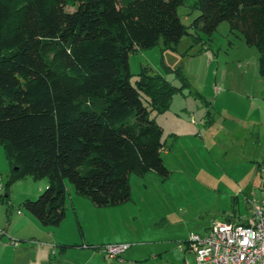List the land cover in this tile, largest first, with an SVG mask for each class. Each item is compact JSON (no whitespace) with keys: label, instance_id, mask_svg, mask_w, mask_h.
<instances>
[{"label":"trees","instance_id":"16d2710c","mask_svg":"<svg viewBox=\"0 0 264 264\" xmlns=\"http://www.w3.org/2000/svg\"><path fill=\"white\" fill-rule=\"evenodd\" d=\"M183 5L0 0V146L14 169L7 187L25 174L48 180L37 200L22 204L42 226L66 219V181L104 208L130 200L132 173L169 176L164 130L151 114L166 113L189 83L175 71L185 81L176 87L147 66L133 85L129 56L160 43L177 51L188 35L178 15ZM194 9L195 30L212 36L228 22L256 47L264 76V0H198Z\"/></svg>","mask_w":264,"mask_h":264},{"label":"rangeland","instance_id":"374dc122","mask_svg":"<svg viewBox=\"0 0 264 264\" xmlns=\"http://www.w3.org/2000/svg\"><path fill=\"white\" fill-rule=\"evenodd\" d=\"M197 1L184 0V5L178 9L188 35L181 40L177 51L164 50L160 43L154 49L138 50L129 56L133 85L141 69L147 66L152 69V74L164 76L176 87H183L185 81L175 71H181L189 83L183 87L182 93L174 96L166 113L151 114V118L165 128L164 150L170 155L166 157L163 151L162 157L169 176L165 178L156 173L158 178H153L148 175L150 172L143 177L132 173L129 176V201L98 208L85 200L83 205H78L80 226L76 215L64 220L67 225L71 223V231L66 232L71 237L69 242L79 241L78 244L82 245L84 233L86 243L95 247L94 251L100 254L101 260H89V252L85 253L74 245L55 248L50 257L51 250L38 249L44 242L40 237L36 238L41 242L31 241L36 245L19 242L16 236L29 233H24L14 221L19 214L29 215L22 206L23 202L37 200L46 189L48 180L35 181L25 174L7 187L14 169L0 146V243L12 244L10 249L13 251L16 249L14 243H20V248L30 253L18 259L11 250L0 249V264H103L104 260L106 264H117L104 253L106 246L127 244L135 247L140 242H150L137 253L138 258L145 260L143 264H166V260L174 259L165 255L157 259L149 256L151 251L163 248L159 246L162 243L156 241L168 238L188 241L191 234L204 237L215 222L237 223L242 221L241 218L251 217L250 207H247L237 183L242 187L250 184L254 191H258L259 181H262L258 169L264 166V76L261 77L258 69L259 54L257 48L248 47L239 34L230 32L228 22L221 23L212 36L195 30L192 24L200 14L194 9ZM164 66L175 73L165 72ZM208 111L210 117L207 121L213 120L214 123L209 129L207 125L203 129L201 120ZM188 119L193 124L196 122L197 131L200 130L197 134L202 140L187 136L174 141L171 132H187ZM253 123L261 124L257 140L251 135L253 129L249 132ZM205 131H208L207 136ZM244 158L252 160L255 175ZM65 184L69 206L71 195L76 193L68 181ZM67 212L70 213V209ZM97 242L102 245H96ZM35 250L38 251L33 254ZM182 255L177 251L178 259ZM194 260L195 255H190L189 261L193 264Z\"/></svg>","mask_w":264,"mask_h":264},{"label":"crops","instance_id":"0c3cea01","mask_svg":"<svg viewBox=\"0 0 264 264\" xmlns=\"http://www.w3.org/2000/svg\"><path fill=\"white\" fill-rule=\"evenodd\" d=\"M204 49H207V48L205 47ZM261 77H263V76L261 75ZM217 91L219 92V89ZM173 101H174V98L172 100L171 106L173 104ZM184 105H183V108H184ZM183 110L184 109H182V111ZM208 117H210V112L209 111L206 113V115L201 120V126H202L203 129H206V125L208 126L207 129H209L210 126L214 123L213 120H208L207 121ZM189 121L186 123L187 124V128L185 129V131H187V132H184V133H180V132H176V131H172L171 132L170 135H172L171 137H173L174 141H178L179 139H181L183 137H187V136L190 137V138H196V137L199 138L198 134H200V130L197 131L196 122H195V124H193V123H191L192 122L191 119ZM192 124L194 125L193 128H192ZM251 127H249V132L251 131V129H253L252 130V134L251 133L250 134L254 137V139L257 140L259 138V136H260V134L257 131L261 127V124L253 123V125ZM162 128L165 131V128L164 127H162ZM207 133H208V131H205V135L206 136H207ZM199 139L202 140L201 138H199ZM164 155L166 157H168L170 155V152L168 150H164ZM244 159H245L244 161L248 162V164L250 165L252 174L254 173V175H255L256 174V168L253 167L252 160H250L248 158H244ZM255 161L256 160H254V162ZM260 167H262V166H259V169H260ZM259 169H258V171H259ZM153 174H155V175H153ZM148 175L150 177H153V178H158V177H155V176H157V174L153 173V172H150V174H148ZM261 182L259 181V187H260ZM237 184L241 187L240 193H243L244 196H245L247 207H250L249 201H251L252 199L258 198V196H259V188H258V191H254L253 186H251L250 184H247L244 187H242L239 183H237ZM72 196H75V197H72ZM77 196L78 195H76V194L75 195H71V203H70L69 206L66 203L67 204V208H68L67 211L70 209V213L67 212V216H66L65 220L71 219V216L76 215L77 223L80 226L81 222L79 220L78 205H83L85 200H88V199H81V197H79V196L77 197ZM238 199H239V196L237 195V202H238ZM89 202H91V201L89 200ZM91 204L94 205L93 203H91ZM108 207H110V206H108ZM71 208H72V210H71ZM72 212H74V213H72ZM22 215L19 214V217H14V221L16 222V224L19 227L23 228V230L25 231L24 233H26V234L29 233V234L28 235H18V236H16V237H19V239H18L19 242L26 243V244L30 243V244H35L36 245L37 244L36 242H31V241H39V239H37L36 237H40L41 239H43L44 242L39 241L41 243H40V246H38V249L39 250H45V251H50L51 250L50 257H52V253H54V251H55L54 249L55 248H59V247H65L66 248V247H69L70 245H74L76 248L78 247V248H80L82 250H85V253L89 252L88 253L89 254L88 255V259L89 260H98V261L101 260L100 254L94 251L95 247H93V245H88L86 243L87 240H86V237H85L84 233L82 234V236H83L82 237V241H83L82 245L78 244L79 241H75L73 243L69 242V239L71 237H70V235L68 236V234H66V232H67V230L71 231V223H69V225H67L65 223V221H64L58 227H44L30 213H29V215H26V216H22ZM248 219H250V218H248ZM248 219L241 218L240 220H242V221H240V222H245ZM107 225H109V224H107ZM111 225H113V224H110L109 226H111ZM69 227H70V229H68ZM80 230L82 231L81 227H80ZM69 243H72V244H69ZM149 243L148 242H140L139 245H136L135 247H132V246L130 247V245H129V248L121 255V257L119 259H112L110 257L109 258L112 261H115V262L117 261L116 262L117 264H128V263L129 264H139V263L143 264V261H145V260H142L141 258H138L139 256L137 255V253L139 254V252L141 251L143 246H145L146 244H149ZM156 243L157 244H161L162 243L159 246H162L163 248L164 247L165 248L164 249L163 248H159V249H157L155 251H151L150 254H149L150 257H153L154 259H157L158 257L162 258L163 255H165V256H170L171 258L174 259L173 261L172 260H166L165 261L166 264H192L189 261V256L194 254V253L188 250L187 241H177V240H174L172 238H168V239H165V240H162V241H156ZM96 245H102V244L98 243ZM184 245H185V247H184ZM10 246H6V245H3L2 243H0V249H3V250H11ZM13 246L16 249L14 251L13 250H11V251L13 252L15 258L20 259V258H22V256L30 254L27 249H24V248L21 249L20 248V243H18L17 245H13ZM166 246H169V247H166ZM52 248H53V250H52ZM184 248H186V249H184ZM37 251L38 250H35L33 254H35ZM177 251L178 252L180 251L181 253H183V255H182V257L180 259L177 258ZM123 257H124V259H123ZM127 259H130V260H127ZM104 261H103V264H106V261H105V263H104ZM194 261H196V258H195ZM45 264H49V263H45ZM109 264H111V263H109ZM193 264H195V263H193Z\"/></svg>","mask_w":264,"mask_h":264},{"label":"built area","instance_id":"2783aa9c","mask_svg":"<svg viewBox=\"0 0 264 264\" xmlns=\"http://www.w3.org/2000/svg\"><path fill=\"white\" fill-rule=\"evenodd\" d=\"M259 171L262 182L258 198L249 201L250 219L215 222L204 237L190 235L187 247L195 254V264H264V166ZM128 248L126 244L108 245L104 251L117 259Z\"/></svg>","mask_w":264,"mask_h":264}]
</instances>
